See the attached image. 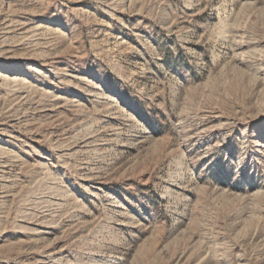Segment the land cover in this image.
Here are the masks:
<instances>
[{
    "label": "rangeland",
    "instance_id": "rangeland-1",
    "mask_svg": "<svg viewBox=\"0 0 264 264\" xmlns=\"http://www.w3.org/2000/svg\"><path fill=\"white\" fill-rule=\"evenodd\" d=\"M0 264H264V0H0Z\"/></svg>",
    "mask_w": 264,
    "mask_h": 264
}]
</instances>
